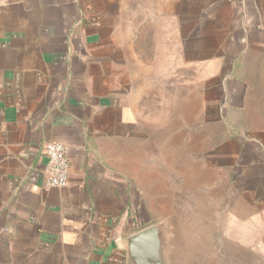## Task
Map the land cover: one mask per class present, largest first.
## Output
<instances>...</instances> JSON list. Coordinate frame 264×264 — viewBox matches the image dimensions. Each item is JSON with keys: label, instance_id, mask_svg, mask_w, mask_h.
<instances>
[{"label": "crops", "instance_id": "1", "mask_svg": "<svg viewBox=\"0 0 264 264\" xmlns=\"http://www.w3.org/2000/svg\"><path fill=\"white\" fill-rule=\"evenodd\" d=\"M166 24L178 48L242 55L264 41V0H0V264H127L126 238L151 225L125 166L135 73ZM49 142L65 188L45 187Z\"/></svg>", "mask_w": 264, "mask_h": 264}, {"label": "rangeland", "instance_id": "2", "mask_svg": "<svg viewBox=\"0 0 264 264\" xmlns=\"http://www.w3.org/2000/svg\"><path fill=\"white\" fill-rule=\"evenodd\" d=\"M173 28L135 73L126 172L166 225L169 264H264V41L183 49Z\"/></svg>", "mask_w": 264, "mask_h": 264}, {"label": "water", "instance_id": "3", "mask_svg": "<svg viewBox=\"0 0 264 264\" xmlns=\"http://www.w3.org/2000/svg\"><path fill=\"white\" fill-rule=\"evenodd\" d=\"M166 225L154 223L126 238L127 264H169Z\"/></svg>", "mask_w": 264, "mask_h": 264}, {"label": "built area", "instance_id": "4", "mask_svg": "<svg viewBox=\"0 0 264 264\" xmlns=\"http://www.w3.org/2000/svg\"><path fill=\"white\" fill-rule=\"evenodd\" d=\"M43 153L47 159L44 183L47 189L65 188L69 182L70 161L66 147L60 142H49Z\"/></svg>", "mask_w": 264, "mask_h": 264}]
</instances>
